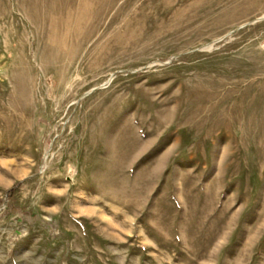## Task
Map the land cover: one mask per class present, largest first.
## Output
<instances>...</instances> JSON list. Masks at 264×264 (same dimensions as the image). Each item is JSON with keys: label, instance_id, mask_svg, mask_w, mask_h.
<instances>
[{"label": "rangeland", "instance_id": "rangeland-1", "mask_svg": "<svg viewBox=\"0 0 264 264\" xmlns=\"http://www.w3.org/2000/svg\"><path fill=\"white\" fill-rule=\"evenodd\" d=\"M0 264H264V0H0Z\"/></svg>", "mask_w": 264, "mask_h": 264}]
</instances>
